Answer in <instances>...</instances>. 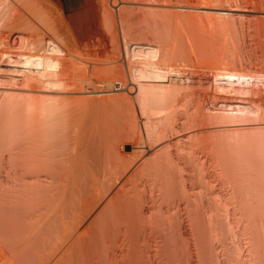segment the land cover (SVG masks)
Returning <instances> with one entry per match:
<instances>
[{"label": "bare ground", "instance_id": "bare-ground-1", "mask_svg": "<svg viewBox=\"0 0 264 264\" xmlns=\"http://www.w3.org/2000/svg\"><path fill=\"white\" fill-rule=\"evenodd\" d=\"M0 264H264V0H0Z\"/></svg>", "mask_w": 264, "mask_h": 264}]
</instances>
